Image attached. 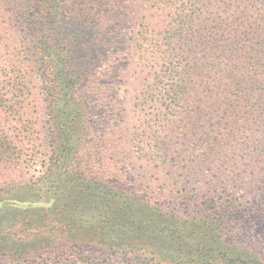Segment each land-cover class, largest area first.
Returning a JSON list of instances; mask_svg holds the SVG:
<instances>
[{"label":"trees","instance_id":"obj_1","mask_svg":"<svg viewBox=\"0 0 264 264\" xmlns=\"http://www.w3.org/2000/svg\"><path fill=\"white\" fill-rule=\"evenodd\" d=\"M121 1L29 0L12 41L0 31V164L39 147L34 66L51 132L35 179L0 202V254L264 264V0L135 1L141 31L117 50ZM106 104L120 111L97 134Z\"/></svg>","mask_w":264,"mask_h":264},{"label":"rangeland","instance_id":"obj_2","mask_svg":"<svg viewBox=\"0 0 264 264\" xmlns=\"http://www.w3.org/2000/svg\"><path fill=\"white\" fill-rule=\"evenodd\" d=\"M36 1L39 2V0ZM135 1L139 0H123L118 4L117 9H115L114 14H117L119 16L120 21V26H118V37L114 38L113 42V47L117 50H122L123 47L125 48L128 44L133 42L135 40V37L137 36V32L141 31L142 26L139 25V22L130 19L132 14L138 11L137 4H133ZM23 2H25V4H23ZM23 2H21L19 5V3L15 2L14 0H0V31H6V38L8 41H12L11 34L13 30L23 27L22 18L20 15V13L23 12L22 10H24V14L28 11L32 12V10H29L27 8V3L29 2V0H23ZM39 5L40 6L37 10L40 13L42 12L43 14H45V11L50 8L49 5H46L44 2ZM142 12L147 13V11L145 10ZM121 18H124V21H121ZM46 21L47 20H45V22ZM45 22L42 21L41 23H39V25L47 26V23ZM58 25L61 29L68 27L65 19L60 21ZM1 34L4 37V34ZM123 57L124 56L120 54H112L110 56L106 55L105 58L109 61H113L116 58ZM37 69L38 68L34 66L31 72L32 83L35 86L32 90L33 96L30 98L31 102H33V105L30 104V107L27 108L31 112V116H29L27 119H29L28 122L31 125L30 128H32L33 141H35L36 144L39 145V147H37L35 158L32 160H30V158L26 161H23L22 163L18 162L19 164L17 165L10 163L0 164V190L3 189L2 191H0V194H2L0 202H7L12 200V197L19 195L18 189L24 187L25 185H29L35 179V177L39 173L38 171L41 166L39 165L41 159L38 158H41V155L44 152V149L42 150L40 146L44 145V142L48 143V139L50 137L51 132L49 115L45 100L46 93L43 88V79ZM98 72L101 71L98 70ZM101 80L103 81L102 76ZM114 94H116L115 91ZM89 100L90 107L97 105L96 102L98 100L95 99V97H91ZM118 111H120V109H118L115 104H106L95 114L90 115L88 122L98 134L99 130H103V128L105 127L106 120H117L116 114L118 113ZM118 255H120V253ZM119 257L120 256L114 255L109 260V262H102L100 264H127L125 263V261H123V258ZM11 261L13 260L7 254H0V264H9ZM48 264H51V261H49ZM62 264H72V262H63ZM147 264L158 263L154 261H148Z\"/></svg>","mask_w":264,"mask_h":264}]
</instances>
